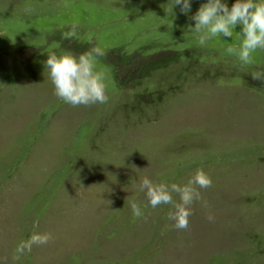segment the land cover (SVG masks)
Returning a JSON list of instances; mask_svg holds the SVG:
<instances>
[{"label": "rangeland", "instance_id": "rangeland-1", "mask_svg": "<svg viewBox=\"0 0 264 264\" xmlns=\"http://www.w3.org/2000/svg\"><path fill=\"white\" fill-rule=\"evenodd\" d=\"M206 2L184 14L169 0H0V264L34 231L54 239L15 264H264V81L250 75L264 50L243 68L226 54L240 25L200 46L188 28ZM89 42L106 53L109 102L72 107L47 54ZM197 168L208 207L178 230L139 182L183 184Z\"/></svg>", "mask_w": 264, "mask_h": 264}, {"label": "clouds", "instance_id": "clouds-1", "mask_svg": "<svg viewBox=\"0 0 264 264\" xmlns=\"http://www.w3.org/2000/svg\"><path fill=\"white\" fill-rule=\"evenodd\" d=\"M168 6L171 10L180 7L181 12L187 14L192 4L191 0H169ZM31 11L30 7L25 8L26 13ZM190 19L195 25H189L188 31L196 34L200 46L215 37H233L236 26H242V31L238 33L241 41L239 46L230 45L226 48V54L235 57L242 68L253 64L252 54L255 51L264 50V0H235L231 8L222 0H207ZM68 27L69 31L64 32L63 37L72 39L77 35L79 25L73 23ZM89 43L91 46L79 55L70 51L47 54L45 68L48 79L54 86V95L72 107H88L109 102L107 74L96 68V58L106 53L98 44ZM250 75L255 80L264 81V69L252 71ZM212 183L211 176L202 168H197L186 183L154 182L143 177L140 179L139 189L144 192L148 205L153 209L162 204L171 205V210L167 213V219L173 222L171 227L187 230L189 218L193 214L192 205L202 201V206L208 207L199 189L210 188ZM173 193L179 196V201L173 199ZM130 208L135 218L144 215L135 201L130 203ZM207 219L214 222V214L209 212ZM53 239L50 232L34 231L28 239L20 240L15 245L12 261L15 264L34 246L46 245Z\"/></svg>", "mask_w": 264, "mask_h": 264}]
</instances>
